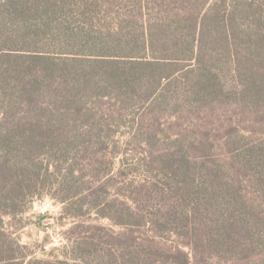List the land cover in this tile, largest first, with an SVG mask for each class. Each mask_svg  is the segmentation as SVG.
Listing matches in <instances>:
<instances>
[{
	"label": "trees",
	"instance_id": "obj_1",
	"mask_svg": "<svg viewBox=\"0 0 264 264\" xmlns=\"http://www.w3.org/2000/svg\"><path fill=\"white\" fill-rule=\"evenodd\" d=\"M245 113L264 126V0H0V264H264V186L262 203L246 187L257 174L264 182L262 145L244 142ZM170 115L192 124L187 135L166 134ZM143 130L138 164L164 182L138 184L121 208L99 202L129 229L87 225L67 238L75 256L28 259L4 217L24 212L53 174L84 181V162L69 158L93 149L84 161L103 165L110 147L122 153L115 140ZM102 165L100 196L114 169ZM155 196L166 203L154 214ZM150 223L183 229L191 252L139 240L131 227Z\"/></svg>",
	"mask_w": 264,
	"mask_h": 264
},
{
	"label": "rangeland",
	"instance_id": "obj_2",
	"mask_svg": "<svg viewBox=\"0 0 264 264\" xmlns=\"http://www.w3.org/2000/svg\"><path fill=\"white\" fill-rule=\"evenodd\" d=\"M177 117L179 116L170 115L165 117L163 120V126L166 129V134L173 135L174 137L175 135H179V132H181L182 134L187 135L188 127H191L192 124L185 121V124H183L182 127H178L176 126L177 123L172 124L174 121H179V119H176ZM186 119L188 118L186 117ZM235 119L239 122L238 116H236ZM130 124L132 125V123ZM239 124L240 127L242 126V128H246V130H248L245 131L247 133L243 132L250 136L244 142H249V146L253 144L262 145L260 155L262 156L261 162L263 165L258 167V170L263 169L264 173V126L253 123L252 118L246 113ZM129 130L130 129L123 128L121 129V132L125 131V133L122 134L124 136H128ZM146 133L147 132L143 130L142 133L130 139L127 144L124 142L126 140L125 138H122V140H115L117 141L116 143L119 144L122 153L117 154L114 158H111L112 147H110L107 151L109 155L107 157H103L104 162L103 165L101 163L102 166H105V163L110 164V161H113L114 163V169L111 173L113 176L110 175L112 180H108L111 188H109L107 193L104 192L101 196L96 193L97 189L101 187L106 177L99 178L94 174L95 172L93 169L102 170L101 165L96 167V165L93 164L94 168H91L88 167L87 163L84 161L85 156L89 158L94 153L93 149H89L82 152L83 156L68 159L69 162H76V165H80L84 162V181L76 183L73 178L69 181L66 179L65 184H63V180L66 175L61 178H56L53 174L50 179L52 187L47 191L45 190L41 196L34 198L29 205H27L24 212L17 214L16 216L4 217L5 227L7 230L12 232L13 235L20 240L21 244L27 246L23 251L30 254L28 259L32 256L37 258L45 257L43 253L44 250L47 252L52 251L54 256L59 257L58 259H62L63 254H68L70 258L71 254L72 256H75L77 253H71L70 251L73 243L71 241H67V238L70 237L74 240L78 236L87 233V231H85L87 230V225L102 226L106 230L115 233L129 229L130 225L125 223L123 225L117 224L108 215H102V204L99 202L107 199V201L111 202L116 207L121 208L123 207L122 202H124L122 200H126V198H128L127 196H137L135 194V187L138 184L143 183L145 180L149 182V185H152L155 182L158 184L164 182V177L161 174L156 171L152 174L147 173L145 168L138 164V159L142 156V147L147 146L146 144H140L142 141H145L142 139H151L148 134L149 132L147 134ZM166 142L167 144H170L169 139H167ZM222 142L223 138L219 137V140H217L214 144V150L224 152L226 147ZM157 146L159 149H162L166 146V144H164L162 140L161 142H158ZM126 151L128 153L125 154ZM70 166L71 164L69 163L64 165L66 168H69ZM119 168H122V171L116 174ZM78 173L79 171L75 173V175H79ZM74 184L78 186L76 190L71 187V185ZM263 186L264 182L260 179V175H255L252 180V184H247L246 186L249 194L251 195V199H255L257 202L262 203L261 187ZM74 192H77L75 193L76 196H73ZM66 195H68V199L63 198V196ZM165 203L166 198L162 200L155 196L149 204V211L154 212L155 214L157 212L156 210L163 208ZM150 205L153 206V208L150 207ZM107 212H110L111 215L117 217L115 215V209H107ZM151 214L152 215L149 216H155L153 213ZM131 229L135 231L134 234L139 240H146L149 243H153L152 245H160L162 247L165 246V248H176L179 246L181 249L191 252L190 248L183 245V242L188 240L187 237L179 234V232H182L181 230L183 229L179 230V228H176V230L172 231L167 229L164 230L160 229L153 223H150V225L131 227ZM94 230L98 231L96 228H94ZM56 257H54V260L57 259ZM221 257H213L210 259L211 261H215V263H217V260H220L222 261L221 264H226L223 262V260H225L223 257L225 256L222 255ZM67 264L86 263L80 259H70Z\"/></svg>",
	"mask_w": 264,
	"mask_h": 264
}]
</instances>
